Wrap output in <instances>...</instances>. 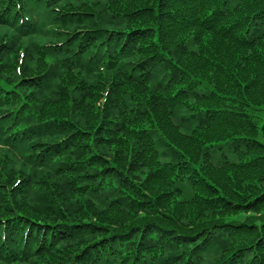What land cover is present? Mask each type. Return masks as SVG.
<instances>
[{
	"label": "trees",
	"instance_id": "16d2710c",
	"mask_svg": "<svg viewBox=\"0 0 264 264\" xmlns=\"http://www.w3.org/2000/svg\"><path fill=\"white\" fill-rule=\"evenodd\" d=\"M0 264H264V0H0Z\"/></svg>",
	"mask_w": 264,
	"mask_h": 264
},
{
	"label": "rangeland",
	"instance_id": "374dc122",
	"mask_svg": "<svg viewBox=\"0 0 264 264\" xmlns=\"http://www.w3.org/2000/svg\"><path fill=\"white\" fill-rule=\"evenodd\" d=\"M226 149H227V148H226ZM226 152H227V154H228V155H230V156H231V154H230L228 151H226Z\"/></svg>",
	"mask_w": 264,
	"mask_h": 264
}]
</instances>
